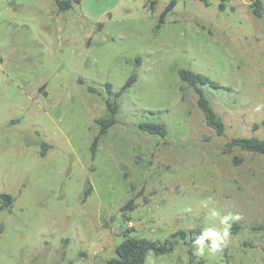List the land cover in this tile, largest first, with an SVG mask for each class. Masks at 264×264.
Instances as JSON below:
<instances>
[{"label":"rangeland","instance_id":"1","mask_svg":"<svg viewBox=\"0 0 264 264\" xmlns=\"http://www.w3.org/2000/svg\"><path fill=\"white\" fill-rule=\"evenodd\" d=\"M170 1L0 0V264H109L127 237L171 248L145 264H264V155L228 146L264 139V16L177 0L161 23ZM180 68L220 84L223 135ZM134 73L93 156L106 84ZM193 228L219 246L173 235Z\"/></svg>","mask_w":264,"mask_h":264},{"label":"trees","instance_id":"2","mask_svg":"<svg viewBox=\"0 0 264 264\" xmlns=\"http://www.w3.org/2000/svg\"><path fill=\"white\" fill-rule=\"evenodd\" d=\"M61 10L69 9L73 6V2H80L81 0H55ZM177 0H171L166 6L161 14L160 22H164L165 16L173 10ZM221 6H223L221 4ZM252 11L256 17L264 16V2L262 0H253ZM181 80L192 85L196 92L198 93V105L205 115V120L209 126L214 128L219 135H223L226 130V125L224 121L217 114L215 109L212 107L208 98L204 95L201 85L209 84L215 88H219L220 84L216 81L211 80L208 76L196 72L188 68H180L178 70ZM137 80V75L132 74L126 83L122 86L120 90L113 93V87L111 83L106 84V89L110 95L114 94L115 100L108 98L106 100L107 107L110 112V116L101 117L97 119L100 124V134L95 138L92 145L93 156H95V150L100 140L101 135L105 134L108 129L116 122L115 115L119 110L120 104L117 101L124 91L130 87ZM92 92H97V89L90 87ZM141 130L147 131L152 134H158L160 136L166 137L168 135V127L165 123L156 122H141L139 124ZM228 146H238L242 150L260 153L264 155V139L258 137H235L229 143ZM89 191H86L88 195ZM3 199V206L9 207L14 198L12 195L7 193H0ZM174 236H180L183 240L191 241H208L211 246L218 247L219 244L216 242L209 241L206 234L200 228H193L190 230H178L173 233ZM151 250H156L157 252L164 253L171 250L166 243H158L155 240H151L145 237H127L121 243H119L116 248V257L109 260V264H145L147 256Z\"/></svg>","mask_w":264,"mask_h":264},{"label":"water","instance_id":"3","mask_svg":"<svg viewBox=\"0 0 264 264\" xmlns=\"http://www.w3.org/2000/svg\"><path fill=\"white\" fill-rule=\"evenodd\" d=\"M42 90V89H41Z\"/></svg>","mask_w":264,"mask_h":264}]
</instances>
